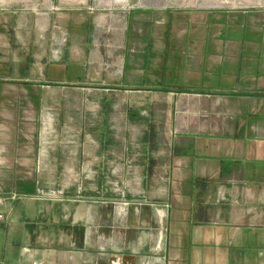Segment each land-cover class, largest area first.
Masks as SVG:
<instances>
[{"label": "crops", "instance_id": "obj_1", "mask_svg": "<svg viewBox=\"0 0 264 264\" xmlns=\"http://www.w3.org/2000/svg\"><path fill=\"white\" fill-rule=\"evenodd\" d=\"M238 6L166 10L157 25L144 13L110 61L88 51L86 79L68 84L82 91L68 97V162H40L23 132L0 131V213L46 220L30 264H264V4ZM173 73L184 90L156 83ZM60 171L98 196L42 201Z\"/></svg>", "mask_w": 264, "mask_h": 264}, {"label": "rangeland", "instance_id": "obj_2", "mask_svg": "<svg viewBox=\"0 0 264 264\" xmlns=\"http://www.w3.org/2000/svg\"><path fill=\"white\" fill-rule=\"evenodd\" d=\"M256 4H264V0H0V88L3 89H0V98L9 100L8 106L0 107V131L23 132L27 137L20 139L26 142L24 147H40V162L66 163L68 142L77 143V140H68V97L78 100L82 92L76 87L68 88V84L86 79L91 67L90 60L85 59L88 51L92 54L98 46L103 57L112 56L128 26L145 14L157 25L162 21V12ZM107 61L110 59L106 58ZM155 80L160 88L184 90L178 73L171 77L164 74L163 80ZM129 94L126 92L123 97ZM181 97L188 98V95ZM33 99L40 100L41 105L34 106ZM184 111L186 120L191 119V113L186 108ZM211 113L212 109L204 107L200 113L207 127L213 123ZM37 133L39 138L33 139L32 135ZM50 151L60 155L51 157ZM22 173L27 176L30 172ZM4 174L0 171V188L6 191ZM66 175L68 172L60 171L57 181L38 186L42 201L60 202L74 192L79 196H98L99 189L93 186L68 188ZM32 186L15 190L18 201L27 200L28 194L36 191ZM1 213L0 264H30L33 248L40 244L32 236V227L36 225L35 228L43 232L45 218L34 217L37 212L28 210L26 213L17 210L15 217L7 215L6 211Z\"/></svg>", "mask_w": 264, "mask_h": 264}, {"label": "built area", "instance_id": "obj_3", "mask_svg": "<svg viewBox=\"0 0 264 264\" xmlns=\"http://www.w3.org/2000/svg\"><path fill=\"white\" fill-rule=\"evenodd\" d=\"M0 219H3V215H0Z\"/></svg>", "mask_w": 264, "mask_h": 264}]
</instances>
